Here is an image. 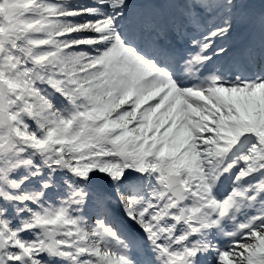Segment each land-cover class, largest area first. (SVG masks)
I'll use <instances>...</instances> for the list:
<instances>
[{
    "label": "snow or ice",
    "instance_id": "1",
    "mask_svg": "<svg viewBox=\"0 0 264 264\" xmlns=\"http://www.w3.org/2000/svg\"><path fill=\"white\" fill-rule=\"evenodd\" d=\"M0 264H264V0H0Z\"/></svg>",
    "mask_w": 264,
    "mask_h": 264
}]
</instances>
